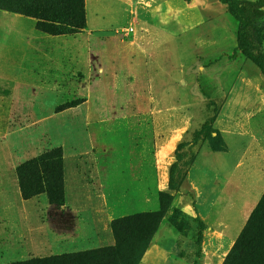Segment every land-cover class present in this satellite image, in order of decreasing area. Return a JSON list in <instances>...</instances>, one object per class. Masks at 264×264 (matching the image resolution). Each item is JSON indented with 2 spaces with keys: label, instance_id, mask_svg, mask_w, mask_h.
I'll use <instances>...</instances> for the list:
<instances>
[{
  "label": "rangeland",
  "instance_id": "1",
  "mask_svg": "<svg viewBox=\"0 0 264 264\" xmlns=\"http://www.w3.org/2000/svg\"><path fill=\"white\" fill-rule=\"evenodd\" d=\"M82 4L78 24L58 34L54 24L0 9V175L18 182L19 163L59 147L63 176L74 165L80 181L96 182L107 215L80 214L79 230L68 224L60 235L46 194L31 197L27 228L17 232L13 220L0 234V264L97 248L94 236L104 237L112 219L156 209L157 191L172 200L142 264H221L264 191V80L236 50L237 21L218 0ZM256 8L255 43L264 52V6ZM87 12L102 29L87 28ZM204 122L218 132L195 136ZM193 136L176 180L203 149L226 161L223 180L253 179L241 213L229 211L225 226L217 224L219 210L209 211L198 258L194 201L181 186L169 190L176 145ZM10 201L23 205L20 197Z\"/></svg>",
  "mask_w": 264,
  "mask_h": 264
},
{
  "label": "trees",
  "instance_id": "2",
  "mask_svg": "<svg viewBox=\"0 0 264 264\" xmlns=\"http://www.w3.org/2000/svg\"><path fill=\"white\" fill-rule=\"evenodd\" d=\"M183 1L189 3L191 0ZM218 1L226 6L228 13L237 21L236 50L258 68L264 80V52L255 43V28L252 26L253 21L262 16L256 5L259 8L264 5L248 0ZM0 9L37 18L45 25L54 24L50 30L55 34L70 32L78 24L77 18L84 14L82 0H0ZM217 114V110H214L212 122ZM217 132L210 123L204 122L193 134L206 139L208 135ZM195 140L193 136L191 141L181 140L176 145L175 161L169 167L171 191L178 192L186 177L184 173L177 180L174 178L183 158L181 150ZM16 174L23 199L45 193L49 204L63 205L62 152L59 147L19 163ZM156 194V209L136 211L111 220L110 229L114 238L112 245L4 264H139L172 200L170 193L157 191ZM196 221L195 256L198 258L205 227L200 218L197 217ZM221 264H264V191Z\"/></svg>",
  "mask_w": 264,
  "mask_h": 264
},
{
  "label": "crops",
  "instance_id": "3",
  "mask_svg": "<svg viewBox=\"0 0 264 264\" xmlns=\"http://www.w3.org/2000/svg\"><path fill=\"white\" fill-rule=\"evenodd\" d=\"M143 1H145V3L156 4V2L160 0ZM90 16L97 19L99 17L96 16L94 11L90 12ZM100 19L102 18L100 17ZM105 21L107 24L109 23V21ZM86 23L89 30H100L103 28V26H97L94 21H91V23L89 22L88 12L86 14ZM201 152V155L197 156L190 164L186 177L181 184V188H184L189 196V199L194 201L196 211L202 221L206 222L205 219L208 216L210 210L214 212L219 210V213L221 214L218 216L217 224L220 227L225 226L222 219L226 214L229 213V211L233 215H236L235 213L238 215L241 213V194L247 193L248 188L253 183V179L249 181L248 179H244L242 174H239L235 176V181L223 180V178H226L220 174V171L222 166L225 165L226 161L220 159L219 155L218 157H215L217 160L213 157V154H211L212 156H208L204 149ZM241 162V160L236 162V166H238V163ZM72 168H75L74 165L69 168L70 172L67 176L64 167L63 191L65 194V202L61 206L48 204L47 207V211L50 210L49 213L51 212L55 216V219H53L51 216L49 219L50 221L54 220L56 222L58 225V229L56 231H59L60 235L63 234V230L68 224V226L73 228L75 231L79 230V225L81 223V220L79 219L80 214L92 215L95 219H97L98 216H103L105 218L107 215V212L103 209L102 203L100 201V195H102V193L97 183L95 182L93 185H89L86 182L80 181L78 179V175L76 174L77 172L74 173ZM6 181L7 180H5L2 175H0V225L2 226L3 224V227L0 228L1 236H3L5 233L4 227L6 225L10 226V223L15 224V222H11L13 220H18L19 224L23 223L24 225L20 226L19 224H16L17 232H20L21 229L27 228V221L34 213V207L27 205L32 198L23 199L21 197L17 179H14L11 183ZM262 189H264L263 186H260L259 191L262 192ZM224 190H229L230 192L227 193L225 197H222L225 193H219V191ZM12 196L20 197L23 205H12V202L10 201ZM183 198V200H185V209H189V207L191 208V203L185 197ZM51 208L54 209V212ZM95 230L96 232L100 231L97 227ZM157 233L158 228L154 233L152 240L157 235ZM94 238V245H98L99 247L101 245L108 246L114 243V238L109 225L105 227L104 237L96 235ZM149 247L143 254L139 264H142V260L149 250Z\"/></svg>",
  "mask_w": 264,
  "mask_h": 264
},
{
  "label": "built area",
  "instance_id": "4",
  "mask_svg": "<svg viewBox=\"0 0 264 264\" xmlns=\"http://www.w3.org/2000/svg\"><path fill=\"white\" fill-rule=\"evenodd\" d=\"M125 30L127 33H131V32H133V27L130 26V27L126 28Z\"/></svg>",
  "mask_w": 264,
  "mask_h": 264
}]
</instances>
